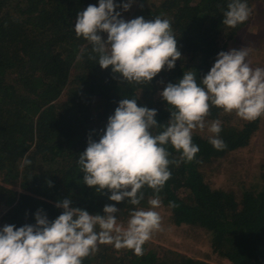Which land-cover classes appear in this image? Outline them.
<instances>
[{
  "label": "trees",
  "instance_id": "1",
  "mask_svg": "<svg viewBox=\"0 0 264 264\" xmlns=\"http://www.w3.org/2000/svg\"><path fill=\"white\" fill-rule=\"evenodd\" d=\"M248 19L229 28L223 25L230 0H131L128 10L113 0L118 19L137 17L150 21L168 19L181 58L173 69L166 67L147 84L128 83L111 68L101 69L92 46L74 32L77 14L99 0H0V229L35 224L41 211L49 222L63 211L56 207L64 199L71 208L90 215H103L106 205L120 210L116 218L126 221L134 207L142 208L153 196L144 188L139 206L109 200L105 189L97 192L83 183L77 160L89 138L99 140L108 118L122 99H136L137 105L157 112L158 126L167 125L170 108L160 92L177 83L184 72L194 71L197 83L209 72L227 42L249 23ZM264 3V0H259ZM102 40L106 33H99ZM222 110L211 107L203 131L192 133L199 147L193 160L170 165L171 178L159 193L162 205L175 225L206 229L212 251L228 264H264V167L259 184L245 186L239 195L217 189L207 182L202 169L210 161L246 146L257 130L259 118L241 127L221 125L219 137L226 144L216 150L209 143L212 121ZM163 128L153 129V135ZM170 159L179 153L166 146ZM27 159L30 164L25 165ZM170 204L174 206H169ZM83 264H210L177 250L149 242L143 254L98 245Z\"/></svg>",
  "mask_w": 264,
  "mask_h": 264
},
{
  "label": "clouds",
  "instance_id": "2",
  "mask_svg": "<svg viewBox=\"0 0 264 264\" xmlns=\"http://www.w3.org/2000/svg\"><path fill=\"white\" fill-rule=\"evenodd\" d=\"M130 4L128 0L120 7L126 11ZM116 7L113 0H99L98 6L89 5L77 14L74 32L92 46L95 55L90 58L128 83L147 84L165 67L173 69L181 53L170 20L137 17L125 22L118 19L120 13L114 14ZM249 15L246 0H230L223 25L235 28ZM99 33H106L107 39L102 40ZM247 56V49L221 51L199 84L194 71L184 72L175 84L168 83L159 93L171 109L167 125L158 126L155 109L125 98L108 118L98 142L89 138L77 160L83 183L97 192L107 189L112 202L127 201L132 206L144 200L146 187L153 192L149 208L134 207L125 226L118 223L120 210L115 206L106 205L103 215H90L71 208V201L64 199L56 204L63 211L52 222L38 210L34 225L0 229V264H83L101 244L142 255L145 242L161 227L155 209L162 205L159 193L171 178L170 165L191 161L199 152L192 133L205 129L210 108L234 113L244 121L264 116V68L253 69ZM161 127L153 135L152 130ZM207 130L213 134L209 143L214 149L226 148L219 137L220 120L212 121ZM166 146L178 152L179 158L170 159Z\"/></svg>",
  "mask_w": 264,
  "mask_h": 264
},
{
  "label": "rangeland",
  "instance_id": "3",
  "mask_svg": "<svg viewBox=\"0 0 264 264\" xmlns=\"http://www.w3.org/2000/svg\"><path fill=\"white\" fill-rule=\"evenodd\" d=\"M253 9L249 23L233 40L227 42L225 52L247 49V62L255 69L264 68V3L255 1ZM220 121L222 126L229 127H241L246 122L234 113H226L223 110ZM204 166L201 170L204 179L217 189L233 191L239 195L243 187L259 184L264 167V116L259 118L258 128L246 146L216 158ZM142 208H149L148 202ZM2 209L3 205L0 204V214ZM155 210L161 216V227L153 232L147 242L177 250L210 264H228L212 251L210 234L206 229L188 224L175 225L169 220V212L163 205ZM127 220L117 219L118 223L125 226Z\"/></svg>",
  "mask_w": 264,
  "mask_h": 264
}]
</instances>
